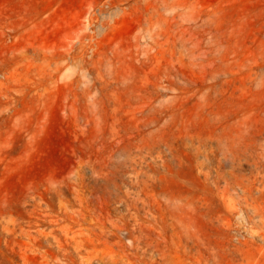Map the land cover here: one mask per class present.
<instances>
[{"label": "rangeland", "instance_id": "374dc122", "mask_svg": "<svg viewBox=\"0 0 264 264\" xmlns=\"http://www.w3.org/2000/svg\"><path fill=\"white\" fill-rule=\"evenodd\" d=\"M0 264H264V0H0Z\"/></svg>", "mask_w": 264, "mask_h": 264}]
</instances>
